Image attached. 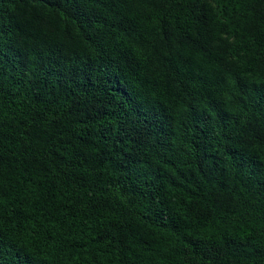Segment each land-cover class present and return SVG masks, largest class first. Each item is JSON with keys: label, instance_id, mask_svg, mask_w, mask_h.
I'll use <instances>...</instances> for the list:
<instances>
[{"label": "trees", "instance_id": "1", "mask_svg": "<svg viewBox=\"0 0 264 264\" xmlns=\"http://www.w3.org/2000/svg\"><path fill=\"white\" fill-rule=\"evenodd\" d=\"M0 264H264V0H0Z\"/></svg>", "mask_w": 264, "mask_h": 264}]
</instances>
